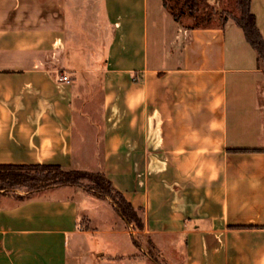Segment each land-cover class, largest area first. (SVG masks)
I'll use <instances>...</instances> for the list:
<instances>
[{
  "label": "crops",
  "instance_id": "crops-1",
  "mask_svg": "<svg viewBox=\"0 0 264 264\" xmlns=\"http://www.w3.org/2000/svg\"><path fill=\"white\" fill-rule=\"evenodd\" d=\"M0 165L101 172L146 237L82 189L0 194V264H261L264 66L161 0H0Z\"/></svg>",
  "mask_w": 264,
  "mask_h": 264
},
{
  "label": "trees",
  "instance_id": "trees-1",
  "mask_svg": "<svg viewBox=\"0 0 264 264\" xmlns=\"http://www.w3.org/2000/svg\"><path fill=\"white\" fill-rule=\"evenodd\" d=\"M173 8L168 0H161L173 20L185 29L207 26L217 21L223 26L229 19L243 32L247 43L256 53L257 62L264 66V39L251 11V0H234L235 12L221 8L223 0H177ZM87 193L101 200H108L114 211L127 224L142 228L137 211L101 172L66 170L57 165H0V194H10L24 189L28 195L56 187L82 186Z\"/></svg>",
  "mask_w": 264,
  "mask_h": 264
},
{
  "label": "rangeland",
  "instance_id": "rangeland-1",
  "mask_svg": "<svg viewBox=\"0 0 264 264\" xmlns=\"http://www.w3.org/2000/svg\"><path fill=\"white\" fill-rule=\"evenodd\" d=\"M168 2H169V5L171 6V7H173V8H176L178 5V1L177 0H168ZM221 8L222 9H226V10H228V11H231V12H235V10H234V0H223L222 1V3H221ZM218 22L215 20V21H212V22H210L208 25H212V24H217ZM87 49V51H89V49L88 48H86ZM94 105V107H96L97 106V108H99V104L98 103H96V101H95V103L94 104H92V106ZM77 106V105H76ZM95 109V108H94ZM96 110V109H95ZM79 111H77V113L75 114V118H74V120L76 121V120H78L79 119V117H78V113ZM76 145H77V147H78V145H79V141L76 139ZM88 167H91V166H88ZM82 186H75L74 188H78V189H82V190H84L85 191V189H84V185H87L88 184V182L87 181H82ZM10 194H14L15 196H19V198H25V197H27V196H29L26 192H25V190L24 189H20V190H17V191H15V192H12V193H10ZM131 229H133V230H135V231H137V233H135V235H133V238H134V240H135V242H136V244H138L139 246H141L142 248L144 247V249L146 248L145 247V242H146V237L144 236V235H141L138 231H140V229H142V228H137L135 225H131ZM118 240H120V239H118ZM123 242L121 241V242H119V241H117V244H116V246H119V245H121Z\"/></svg>",
  "mask_w": 264,
  "mask_h": 264
},
{
  "label": "built area",
  "instance_id": "built-area-1",
  "mask_svg": "<svg viewBox=\"0 0 264 264\" xmlns=\"http://www.w3.org/2000/svg\"><path fill=\"white\" fill-rule=\"evenodd\" d=\"M58 81L59 82H67V83H69V78L66 75H64V74H61L59 76V78H58Z\"/></svg>",
  "mask_w": 264,
  "mask_h": 264
},
{
  "label": "clouds",
  "instance_id": "clouds-1",
  "mask_svg": "<svg viewBox=\"0 0 264 264\" xmlns=\"http://www.w3.org/2000/svg\"><path fill=\"white\" fill-rule=\"evenodd\" d=\"M261 264H264V259H262Z\"/></svg>",
  "mask_w": 264,
  "mask_h": 264
}]
</instances>
